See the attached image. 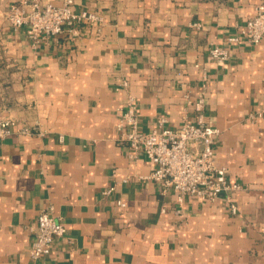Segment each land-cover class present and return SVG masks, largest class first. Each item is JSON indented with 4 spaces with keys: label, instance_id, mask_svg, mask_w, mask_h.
<instances>
[{
    "label": "crops",
    "instance_id": "1",
    "mask_svg": "<svg viewBox=\"0 0 264 264\" xmlns=\"http://www.w3.org/2000/svg\"><path fill=\"white\" fill-rule=\"evenodd\" d=\"M15 1L0 0V112L44 135L0 141V264H264V39L226 41L264 0H74L102 21L36 49L7 22ZM129 92L140 132L160 116L171 129L192 121L185 96H204L215 164L241 187L235 213L224 194L179 207L143 179L153 164L129 157L115 128ZM47 208L65 234L34 261L30 228Z\"/></svg>",
    "mask_w": 264,
    "mask_h": 264
},
{
    "label": "built area",
    "instance_id": "2",
    "mask_svg": "<svg viewBox=\"0 0 264 264\" xmlns=\"http://www.w3.org/2000/svg\"><path fill=\"white\" fill-rule=\"evenodd\" d=\"M74 0H59L58 3L39 0H16L8 9L7 22L13 31L23 30L30 46L36 49L44 40L67 32L74 38L79 34L82 24H95L102 21L98 14L88 11H73ZM193 28L201 29L200 24H192ZM264 39V4H256L253 15L239 28L238 34L226 39L228 44H235L244 40L248 44H257ZM209 58L218 64H225L229 53L225 48L211 47ZM121 87L128 88L126 81ZM186 107L192 108L194 118L184 121L178 128L167 126L168 120L164 116L157 119L156 128L148 132L138 129V108L135 97L129 92L124 104L116 110L115 128L118 140L129 148V157L135 158L143 153L153 164V170L143 179L156 182L161 192L173 191L176 203L180 207L186 196L201 202L214 203L221 195H225L227 202H231L232 193L240 190L239 184L227 179V170L215 164L213 145L219 135V130L210 126L204 114L205 98L199 95L191 99L186 95ZM253 118V116H251ZM12 118L4 117L0 112V141L13 135L43 136L38 129L20 125ZM16 129V131H15ZM15 131V132H14ZM62 140V137H59ZM114 190L107 188L102 192L108 195ZM117 206L124 207L121 200ZM232 213L236 207L230 203ZM179 210H176L178 213ZM33 234L32 245L29 250L30 258L34 261L46 256L51 244L56 238L65 234L63 223L52 216L51 208L39 214L36 224L30 228Z\"/></svg>",
    "mask_w": 264,
    "mask_h": 264
}]
</instances>
